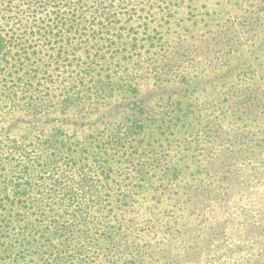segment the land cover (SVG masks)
<instances>
[{
  "label": "trees",
  "instance_id": "1",
  "mask_svg": "<svg viewBox=\"0 0 264 264\" xmlns=\"http://www.w3.org/2000/svg\"><path fill=\"white\" fill-rule=\"evenodd\" d=\"M186 1L51 0L24 17L34 25L11 23L22 29L16 39L40 41L38 49L13 52L0 30V102L16 109L5 81L22 83L28 126L65 173L51 177V201L35 216L25 202L31 183H0V264H136L142 246L132 250L126 237L101 233L92 217L114 212L107 189L122 211L136 188L157 190L156 181L181 203L182 223L176 246L169 240L168 250L149 251L143 264H264V139L230 118L264 131V81H224L231 58L264 31V0L247 1L250 10L199 35L166 38L163 28ZM202 42L215 50L199 54ZM2 128L0 172L4 157L11 164L21 149L2 140L11 124ZM200 172L208 180L194 176Z\"/></svg>",
  "mask_w": 264,
  "mask_h": 264
},
{
  "label": "rangeland",
  "instance_id": "2",
  "mask_svg": "<svg viewBox=\"0 0 264 264\" xmlns=\"http://www.w3.org/2000/svg\"><path fill=\"white\" fill-rule=\"evenodd\" d=\"M247 1L250 3L252 0H187L186 2L191 3V7H187L186 2L183 6L179 7L175 12L174 17L163 28L164 30L167 28V33L164 31L163 33L168 39L176 36V34H180L183 37L199 35L207 29L225 23L229 15L240 14L242 8H244V10L249 8V6L246 5ZM45 2L51 3V0H0V30H2L3 33L9 34L10 43H8V45H10V47L12 46L11 48H13V52L17 48H21V46L26 49H38L42 47L40 41L35 42L32 38L27 39L26 42H22L20 37V39H16L17 33L22 29L13 27L11 23L14 22L19 24L16 26H20L22 22L26 25H34L37 21H34L31 17L28 21H25L24 17L28 16L27 14H29L33 8H40L39 4L43 5ZM247 10H250V8ZM12 28L14 30H12ZM18 42H20V44ZM199 47V54H208L210 49L215 50L216 48L213 43H210L208 46L205 42H202ZM179 52L182 53V50ZM259 64H264V31L257 39L248 43L239 50L233 58H231V63L227 67L229 75L224 81L226 82V80H228L230 82L231 79H240L242 81V77L247 79V81H245L246 83L262 82L264 81V74L258 70L260 67ZM249 76H251V79L248 78ZM5 83L6 86H11L15 91V103L17 106L16 109L8 112L11 103L9 104L8 100L6 102H0V131L3 129L2 126L4 125L11 124L12 128L9 137L3 138L2 140L7 142L9 146H17L20 144L21 149L16 152L13 157H10V161L13 162L11 164L6 162L4 157L3 165L5 164V168L1 171L2 175H0V183L4 180L8 181V178L10 177L21 183L26 181L31 183L33 188L29 193V197L25 199V202L29 206L31 216H35L33 212L36 211L37 208L42 207L43 203L47 202V198L49 200V197L47 196H51V192L50 194L48 193L51 177L57 178L58 176L65 175L63 172L64 165H61V168L56 172V167L58 166L57 164L54 165V167L56 166L55 168L52 166V161L55 155L53 154L51 147L49 148L47 144L38 143L36 139V131H31L28 126L27 120H29L31 115H25L23 108L26 106L24 102L28 99L27 96L29 92L21 93V90H24L21 87L22 83L10 80L9 76ZM230 118L232 119V122L233 120L235 121V126L240 127L239 129L250 131L251 135H254L259 139H264V131L261 126H258L255 122H252L247 118ZM42 122L39 123L41 126L45 123ZM49 125H51V123H49ZM164 138L161 140L163 145L159 147L161 150L167 149L166 143L168 140ZM178 149H183V146L178 147ZM9 150L6 152H15V148ZM170 150L173 152L174 148H171ZM54 152L58 157L60 156L58 151ZM183 154H185L184 149ZM177 158H181L180 154L173 159L176 160ZM183 160L185 161L186 159ZM184 161L180 164L185 165ZM112 166H114V163H112ZM194 169V166L186 167V169H184V171H186L184 176L191 174ZM116 172L117 171H115V168L113 167V170L110 172L111 177L109 188H113L115 185L113 180L117 177ZM93 173L95 174V177L100 175L99 167L95 164L93 167ZM194 176L196 178H205V180H208L206 175L201 172L194 174ZM100 177L101 176H99V178ZM155 184L158 186L157 188H160L154 190L150 183L145 184L142 190L136 188L138 195L135 196L134 203L130 200V205L123 207L122 211L117 210L116 206H118V204H114L117 197L116 193L107 189V191L111 192L112 196L109 198L110 200H113L112 206L114 207L115 213L108 212L105 216V214L101 212H96L92 217L95 226L103 228V230L100 231L101 233L104 231L107 236H116L117 234H120L123 237H126L125 240L128 241V246L131 247L132 250L135 249V245L142 246L143 250L141 253H134L135 256L133 257V260L136 264H143L141 259L151 250H168L167 242L169 240H171L174 245L178 243V229H180L182 223V218L180 216L181 212L179 210L181 203L179 204V202H177L176 195L173 194L172 190H170L172 192H164L165 188H161L158 181H156ZM109 208L110 205H106L103 210L106 211ZM199 222L200 221L196 219L193 220L192 223L198 224ZM172 234H175V236L172 237ZM29 238L31 237H28V239ZM99 242L101 245L107 244L100 240ZM158 257H161L160 252L152 259L154 260ZM128 261L131 262L132 260L128 259ZM25 264L34 263L27 262Z\"/></svg>",
  "mask_w": 264,
  "mask_h": 264
}]
</instances>
